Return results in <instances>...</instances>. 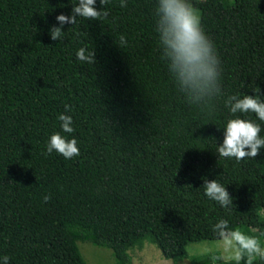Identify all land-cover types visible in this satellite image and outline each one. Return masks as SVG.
Returning <instances> with one entry per match:
<instances>
[{"label":"trees","instance_id":"obj_1","mask_svg":"<svg viewBox=\"0 0 264 264\" xmlns=\"http://www.w3.org/2000/svg\"><path fill=\"white\" fill-rule=\"evenodd\" d=\"M77 2L0 0V257L85 264V242L132 264L128 251L147 242L175 263L189 243L216 239L219 219L264 245V149L239 163L216 154L234 118L227 97L258 87L264 98V0H190L221 62L211 115L186 102L161 60L156 0H110L107 19L77 17L51 40L56 17ZM96 8L104 10L99 0ZM82 47L93 64L77 60ZM60 114L72 117L73 133L62 132ZM241 118L260 123L264 137V122ZM57 132L78 141L79 156L47 154ZM203 178L226 187L230 209L204 195ZM218 255L189 264H223Z\"/></svg>","mask_w":264,"mask_h":264},{"label":"clouds","instance_id":"obj_2","mask_svg":"<svg viewBox=\"0 0 264 264\" xmlns=\"http://www.w3.org/2000/svg\"><path fill=\"white\" fill-rule=\"evenodd\" d=\"M96 3L97 0H78L70 15H58L56 21L60 26L50 28L51 40H60L64 35V25H75L77 17L98 21L107 19L109 12L106 6L110 0H99L104 9L102 11L97 10ZM120 7H127V0H120ZM154 15L161 60L166 62L177 90L189 105L198 106L201 111H207L211 115L212 101L222 95L221 62L213 42L205 34L199 13L190 0H156ZM120 42H126L124 36L120 37ZM94 56L93 51L83 47L76 52L77 60L88 64L95 62ZM253 92L255 96L232 95L224 101L234 118L228 119L223 128V142L216 148L219 158H234L239 163L245 159H255L260 150L264 149L260 123L241 118L251 113L260 122H264V98L260 88L255 87ZM70 110V106L65 105V112ZM58 120L63 133L74 132L70 115L60 114ZM77 144L75 138L69 139L57 132L49 137L46 152H56L65 159H72L80 155ZM202 188L204 195L222 208L230 209L233 206V199L226 187L217 180L203 178ZM50 199L49 195H45L43 202L47 203ZM212 231L219 252L218 256L213 257L214 261L220 260L223 264H241L246 261V264H254L259 259L264 262V245L257 237L248 235L239 228H231L226 219H219L212 226ZM0 261L2 264H9V257H0Z\"/></svg>","mask_w":264,"mask_h":264},{"label":"rangeland","instance_id":"obj_3","mask_svg":"<svg viewBox=\"0 0 264 264\" xmlns=\"http://www.w3.org/2000/svg\"><path fill=\"white\" fill-rule=\"evenodd\" d=\"M255 212L261 213V208H257ZM234 227H237V224ZM77 248L85 264H115L110 250L106 248L85 242H77ZM212 252H218L216 239L189 243L186 246V253L189 257L175 263L163 259L157 248L147 242L139 248L128 251L132 264H189L190 256Z\"/></svg>","mask_w":264,"mask_h":264}]
</instances>
